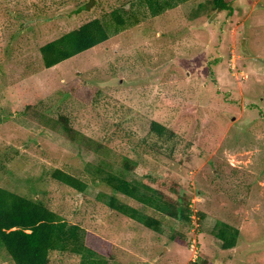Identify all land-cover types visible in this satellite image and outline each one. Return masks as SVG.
<instances>
[{"label":"rangeland","instance_id":"1","mask_svg":"<svg viewBox=\"0 0 264 264\" xmlns=\"http://www.w3.org/2000/svg\"><path fill=\"white\" fill-rule=\"evenodd\" d=\"M135 1L0 0V186L80 225L112 264H264V0H225L220 13L189 0L41 67L40 46ZM152 121L172 135L150 134ZM124 158L138 178L177 184L190 222L143 208L157 233L110 211L90 169L118 171ZM54 169L86 192L54 181ZM217 222L238 230L235 248L220 249ZM0 264H12L2 249Z\"/></svg>","mask_w":264,"mask_h":264},{"label":"trees","instance_id":"2","mask_svg":"<svg viewBox=\"0 0 264 264\" xmlns=\"http://www.w3.org/2000/svg\"><path fill=\"white\" fill-rule=\"evenodd\" d=\"M187 1L189 0H136L129 8L123 5L110 12H101L96 18L40 46L38 54L41 67H55L135 27L140 22V16L157 17ZM206 4L217 13L228 9L225 0H207ZM63 132L74 138V133L65 125ZM149 133L158 139L172 135L168 128L155 121L150 122ZM134 164L124 158L118 171H105L99 166L90 169L93 181L109 192L105 202L109 210L157 233L160 232V220L147 215L143 208L152 210L166 220L189 223L190 219L186 214L189 209L185 205L188 202L179 196L178 185L171 181L158 180L150 173L138 178L130 173L137 165L136 162ZM50 176L72 191L79 194L86 192V184L68 172L54 169ZM153 182L157 184L155 187ZM165 186L178 197L172 199L165 195L161 189ZM120 197L132 201L138 207L122 203ZM200 216L202 217L201 214ZM211 234L219 242L222 251L235 248L239 239L238 230L222 222L216 223ZM172 239L178 238L175 236ZM0 249L12 264H52L54 253L74 255L79 258L78 264H112L110 258H113L111 248L106 253L88 245L85 230L80 225L69 223L49 210L38 196L23 197L1 186ZM193 264H208V261L200 263L198 260Z\"/></svg>","mask_w":264,"mask_h":264}]
</instances>
